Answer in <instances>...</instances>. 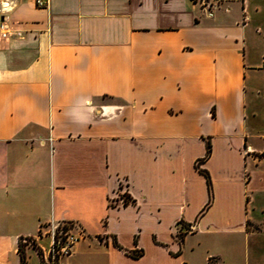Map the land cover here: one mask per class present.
Here are the masks:
<instances>
[{"label": "crops", "instance_id": "obj_1", "mask_svg": "<svg viewBox=\"0 0 264 264\" xmlns=\"http://www.w3.org/2000/svg\"><path fill=\"white\" fill-rule=\"evenodd\" d=\"M42 1L0 0V264L63 221L65 264H264V0Z\"/></svg>", "mask_w": 264, "mask_h": 264}, {"label": "built area", "instance_id": "obj_2", "mask_svg": "<svg viewBox=\"0 0 264 264\" xmlns=\"http://www.w3.org/2000/svg\"><path fill=\"white\" fill-rule=\"evenodd\" d=\"M209 18L214 16L215 10L228 0H191ZM36 4H45L42 0H36ZM12 4L5 3V9H11ZM8 33L7 24L0 21V37L5 38ZM191 227H188L189 230ZM192 229V228H191ZM39 235L49 239L46 253L41 251L42 264H65L66 259L71 256L76 243L83 237V231L74 223L67 221L51 222L40 226ZM23 243H30L28 237L22 238Z\"/></svg>", "mask_w": 264, "mask_h": 264}, {"label": "rangeland", "instance_id": "obj_3", "mask_svg": "<svg viewBox=\"0 0 264 264\" xmlns=\"http://www.w3.org/2000/svg\"><path fill=\"white\" fill-rule=\"evenodd\" d=\"M261 57L263 59L261 61L260 69L262 70L264 74V47L259 44H256L252 48L253 63H258ZM263 82H264V75L262 76L260 72H248L247 73V83L248 85L253 87V89L255 90L251 93L252 97H250V103H251V107L254 108L257 113L256 118L251 119L250 125L252 127H256L257 129L262 130V132L264 131V93L261 90ZM257 90H259V94H257ZM253 141L256 143L257 147L264 148V140L253 139ZM254 216L257 218H262V219H256V220L263 221L264 214H262L259 210L254 211ZM261 229L263 233L264 232L263 223L261 224ZM192 231L193 229L191 228L189 230H186V232H192ZM182 235H183L182 231L177 233L176 235L177 239H179V237ZM263 239H264V233H263ZM47 243H48V239H44L43 241H41V244L44 246H46Z\"/></svg>", "mask_w": 264, "mask_h": 264}, {"label": "trees", "instance_id": "obj_4", "mask_svg": "<svg viewBox=\"0 0 264 264\" xmlns=\"http://www.w3.org/2000/svg\"><path fill=\"white\" fill-rule=\"evenodd\" d=\"M209 152H210V147H209V145H207L206 154L203 157V159L207 158ZM203 159H200V160L197 161L196 168L206 178L207 186H208V188H210V180H209L208 173L204 169H201L199 167V164L202 162ZM70 223H72V222H70ZM28 239L30 240V243H23L22 242V238L19 239L18 249H17L18 254H19V264H25L26 263L27 258H26V254L24 252V246L27 245V244L32 245L37 250V253H38V255L41 258V250L38 247L35 246V244H34V242H33V240L31 238H28ZM178 240L180 242L182 240V236H180ZM113 244H114L115 247L121 249V247L116 243L115 240H113ZM141 254H142L141 250L137 251L136 253H130V255L133 256L134 258L140 256ZM41 264H42V258H41Z\"/></svg>", "mask_w": 264, "mask_h": 264}]
</instances>
